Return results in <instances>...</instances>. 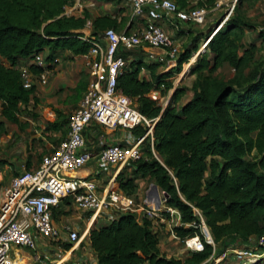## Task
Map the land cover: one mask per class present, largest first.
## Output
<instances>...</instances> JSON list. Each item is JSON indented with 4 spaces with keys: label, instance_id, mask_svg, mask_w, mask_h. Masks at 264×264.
<instances>
[{
    "label": "trees",
    "instance_id": "trees-1",
    "mask_svg": "<svg viewBox=\"0 0 264 264\" xmlns=\"http://www.w3.org/2000/svg\"><path fill=\"white\" fill-rule=\"evenodd\" d=\"M79 1L0 0V116L7 122L19 124L20 105L33 92V87L22 88L19 67L34 74L41 71L29 63L36 54L49 62L60 52L83 55L105 29L128 33L126 0H102L114 6L118 21L108 13L90 20L84 8L80 15L73 10L65 14ZM171 1L178 9L210 10L215 4V0H196L193 5L191 0ZM213 25L203 34L209 38L201 51L196 40L201 36L196 35L171 69L161 71L159 62L137 57L116 78V89L136 110L147 119L156 118L151 141H143L140 159L118 171L116 188L134 198V181L149 180L166 194L165 205L178 213V224L172 227L175 237L197 235L202 250L187 252L183 259L166 257L158 250L150 221H138L134 214L104 222L95 218L88 230L93 264H212L226 249L247 247L249 237L255 246L264 236V61L256 62L253 47L242 45L246 24L227 19L211 33ZM85 28H90L86 36ZM194 53L185 71L193 75L189 89L173 86L170 78ZM116 55L127 60L129 51L118 50ZM223 64L232 70L228 79L219 73ZM188 90L190 97L184 100ZM167 95L161 104L160 98ZM66 123L61 119L48 124L58 130ZM143 131L139 126L130 130L135 137ZM68 200H61L58 207ZM201 222L211 243L206 242ZM61 245L62 251L70 247Z\"/></svg>",
    "mask_w": 264,
    "mask_h": 264
},
{
    "label": "built area",
    "instance_id": "built-area-1",
    "mask_svg": "<svg viewBox=\"0 0 264 264\" xmlns=\"http://www.w3.org/2000/svg\"><path fill=\"white\" fill-rule=\"evenodd\" d=\"M126 1L131 17L143 20L141 28L133 33L116 32L108 28L91 40L90 48L82 55L89 80L81 100L68 117L64 138L49 153L41 156L34 169L19 165L8 184L0 189V264H25V259H29V264H51L55 261L48 253L51 249L45 246L46 242H57L59 246L63 243L70 247L77 245L85 237L93 220L102 216L105 220H110L130 213L138 221L146 219L151 224L169 223L170 233L175 237L172 227L178 224L179 218L174 217L178 213L165 205L161 191L158 190L156 205L151 191L149 197L135 200L106 185L101 191L98 190L94 178L96 175L105 174L108 176L106 183H111L124 165L140 159L142 143L147 138L151 141V132L156 121V118L147 119L142 116L130 99L116 89V78L127 65L126 59L116 55L118 50L135 51L141 46H147L161 50L163 57L173 62L179 51L178 45L159 22L165 17L201 25L207 11L203 7L178 9L171 0ZM230 1L234 3L236 0ZM74 5L66 9L65 14H69ZM224 20L223 18L211 33ZM205 43L206 41L200 47ZM147 57L154 61L157 59L152 54ZM56 62L57 58L50 63L53 65ZM29 63L42 70L34 74L24 65L19 67L24 90H29L35 84L45 85L49 74L41 54H36ZM171 92L169 90L168 95ZM168 95L164 97V103ZM92 126H98L108 133L117 128L123 129L126 143L105 144L100 141L94 153L87 147L83 136L85 130ZM136 126H141L144 130L138 137L130 132ZM90 161L95 166L94 174L84 177L70 175ZM64 198H69L68 204L81 215L88 214L87 226L83 232L79 233L68 223L59 226L53 223L52 212ZM201 231L206 239L208 234L202 222ZM182 243L186 253L200 251L203 247L197 235L183 239ZM259 247L260 251L257 250ZM18 249L25 250L29 256H20ZM263 251L264 236H261L253 248L249 242L247 247L226 249L214 262L229 259L239 264H250Z\"/></svg>",
    "mask_w": 264,
    "mask_h": 264
},
{
    "label": "crops",
    "instance_id": "crops-1",
    "mask_svg": "<svg viewBox=\"0 0 264 264\" xmlns=\"http://www.w3.org/2000/svg\"><path fill=\"white\" fill-rule=\"evenodd\" d=\"M226 0H215L214 7L210 10L217 9L219 5ZM196 0H191L190 5H193ZM125 12L124 15L127 17L128 22L126 23V27L128 33L137 32L142 24L143 20L139 19L136 20L131 17V10L127 2H125ZM84 8L88 14L89 19L92 20L97 16L103 15L105 13L109 14V18H115L116 21L119 20V16H115L113 13L114 6L111 4H106L102 0H81L74 5L72 10L75 12H81V9ZM209 11V10H208ZM207 11V13H208ZM218 18V17H217ZM218 21L216 17L214 19L204 20V23L201 25H192L187 24L184 22H180L174 18H165L163 17L162 20L159 22V25L168 32L174 39V41L178 45V53L182 51L185 44L189 42L192 38L196 37V35L201 36L200 38L196 39L199 45V49L201 48L200 45L203 43L205 39L203 34ZM191 26V27H190ZM214 26V25H213ZM83 34L86 36L90 32V28H85L82 30ZM176 35V36H175ZM201 51V50H198ZM197 51V52H198ZM135 53L131 54V57L128 56L127 63L132 58L140 57L143 62H159L161 66L159 70L165 71L168 68H172L173 62L167 61L168 65L164 66L162 60H159L163 57V52L159 49H154L147 46H141L139 49L134 51ZM152 54L157 59L156 61L148 59L147 55ZM196 54V53H195ZM178 55V54H177ZM64 56L66 57L64 60L57 58L56 64H51L49 61H44L45 67L49 70V74L47 77V82L45 85L35 84L33 86V92L28 99V102L25 105H20V111L17 114L18 123L19 120H23L24 122H29L32 125L37 126L40 130L35 134L36 139L39 138L42 140L41 145L42 147L38 148V155L35 154V150L30 151V147L28 146L24 149L23 155H14L13 157L9 156L6 151L2 152L0 155L1 160H4V164L0 167V189L4 188L8 182L10 177L13 175L8 174L6 175L5 169H10L11 166L16 167L18 164L25 166L27 169H34L42 155L49 153L52 148L57 144L59 140L64 138L66 134V124H63L60 129H53V127L48 124L52 123L53 121L61 120L62 117H69L70 113L77 107L83 92L87 86L89 76L87 73V69L84 66V60L82 55L70 56L68 52H64ZM177 57V56H176ZM176 59V58H175ZM174 59V60H175ZM193 61V58L189 60L188 63L182 66V72L188 67L189 63ZM186 65V67H185ZM225 66V64H223ZM145 72L142 71V74ZM182 74V73H181ZM175 86L174 83H172ZM190 87V86H189ZM187 87V89H189ZM154 95H157V92H154ZM190 97V91L188 90L186 94L183 96V99L186 100ZM164 97L160 98L163 100ZM1 104V103H0ZM31 107H34V111L38 114V117L33 123L29 118L28 115H31L29 110ZM26 109V111L24 110ZM24 110L25 113H22ZM58 115V117H57ZM68 119V118H67ZM0 123L2 126H6L8 124H12L7 122L2 116H0ZM15 125V124H13ZM141 127V126H140ZM142 128V127H141ZM42 134L45 135V138L42 137ZM34 135V136H35ZM125 135V131L123 129L117 128L115 131L108 133V131H104L98 126L88 127L83 136L86 140V145L95 153L97 151V144L98 142L102 141L105 144L110 143H118V144H125L126 141L123 139ZM134 136V135H133ZM125 137V136H124ZM9 140V135L0 134V142H6ZM33 154V155H32ZM5 168V169H4ZM95 166L93 161H90L85 166L79 168L76 171L70 173L72 176L76 177H84L89 174H94ZM97 186L102 189L105 185L109 186L110 188L117 189L116 183L113 180L111 183H106L108 176L105 174L96 175L95 178ZM145 179L137 178L135 183V190H134V199L141 200L145 196L149 197L151 185L148 188L143 189V182ZM158 190V189H157ZM71 206V205H70ZM72 207V206H71ZM73 208V207H72ZM103 217V216H102ZM99 218V221L104 222L106 221L104 217ZM177 218V215H174ZM55 218V217H54ZM70 221V222H69ZM65 223L71 225V227L78 231L79 233L85 230L87 226V217H81V214L74 213L70 216V220L67 217H64ZM53 223L57 226L62 224V220L56 219L53 220ZM169 223L160 224V223H152L151 229L157 235V247L158 250L164 254L166 257H175L179 259H183L186 257V252L182 247H178L176 245V241L178 238L174 237L170 233ZM89 227V226H88ZM89 230V229H88ZM88 230L86 232L85 237L82 238L81 243L69 247L68 250L62 251L63 253H69V264H93V254L88 245ZM208 234V232H207ZM253 237H249L248 241H250ZM206 242L211 243V239L209 234L207 235ZM247 246V243L244 244ZM17 252L20 256H29V253L25 250L18 249ZM180 255V256H179ZM72 256V257H71ZM66 255L63 254L58 260L54 259L55 264H64L67 262ZM29 259H25V264H29ZM219 262V261H218ZM216 262V264L218 263ZM145 264V263H144ZM214 264V260L213 263Z\"/></svg>",
    "mask_w": 264,
    "mask_h": 264
},
{
    "label": "rangeland",
    "instance_id": "rangeland-1",
    "mask_svg": "<svg viewBox=\"0 0 264 264\" xmlns=\"http://www.w3.org/2000/svg\"><path fill=\"white\" fill-rule=\"evenodd\" d=\"M232 7V8H231ZM208 11V10H206ZM75 15H80L81 12H74ZM216 17V20L222 17L225 20L227 19H236L237 21H241L242 23L246 24L247 26H244L242 28V45L247 46L251 45L253 47V55L256 62L264 61V0H236L234 3H231L230 0H226L222 2L217 9L209 10L208 13L206 12L205 20L208 18V20L214 19ZM218 17V18H217ZM224 20V21H225ZM191 27V26H190ZM176 36V35H175ZM204 42V40H203ZM135 53L134 51H129V55L131 57V54ZM195 54V53H194ZM60 59H65L64 52L59 53ZM162 63L164 66L168 65L166 62V59H162ZM186 67V65H185ZM170 69V68H168ZM187 69V68H186ZM186 69L182 72L180 71L176 75H173L170 78L171 83H174L175 86L182 85L183 87H189L191 85V82L193 80V75H188L185 73ZM167 70V69H166ZM165 70V71H166ZM232 70H230L226 65L222 66L221 69H219V73L221 76L225 77V79H228L232 76ZM182 73V74H181ZM219 74V75H220ZM161 104H165L163 100H161ZM26 111V109L24 108ZM24 110H22V113H25ZM31 115H28V118L35 123L38 117V114L34 111V107H31L29 110ZM68 117H62L61 119L65 120L67 122ZM19 124H8L6 126H0V134L9 135V140L6 142H0V155H2L3 151H6L9 156L13 157L14 155H23L25 146L26 148L29 146L30 151L35 150V154L38 155V148L42 147L41 142L42 140L37 138L36 139V133L40 130L37 126L30 124L29 122H24L23 120H19ZM140 127V126H139ZM42 137L45 138V135L42 134ZM35 135V136H34ZM33 155V154H32ZM4 164V160H1L0 158V167H2ZM22 164V163H21ZM18 164L16 167L11 166L10 169H5L6 175L8 174H14L17 170L18 166L21 165ZM153 185L149 180H144L143 182V189L148 188V186ZM98 190L100 189L99 186H97ZM137 200V199H135ZM54 211V219H60L62 220V223L64 221V217H67L68 220H70V216H72L74 213L78 214V211H76L74 208L70 206V204L62 203L57 209ZM88 214H82L81 217H87ZM70 222V221H69ZM252 241L254 239L252 238L250 242V247L253 248ZM248 242V241H247ZM59 243L57 242H46L45 246L50 247L51 250L48 251L51 258H54L58 260L61 256L66 255V257H69V253H63L62 252V245H57ZM239 244H243V242H239ZM176 245L180 248L183 246L182 240H177ZM230 247V246H229ZM233 247V246H232ZM242 247V246H241ZM240 247V248H241ZM243 248V247H242ZM264 252V251H263ZM180 256V255H179ZM72 257V256H71ZM229 258V257H228ZM55 264V262H52ZM51 263V264H52ZM70 259H67V262H64V264H69ZM50 264V263H47ZM61 264V263H60ZM216 264V262H214ZM220 264H236L235 261H230L229 259L222 260ZM250 264H264V253L260 254L258 258H256L255 261L251 262Z\"/></svg>",
    "mask_w": 264,
    "mask_h": 264
},
{
    "label": "water",
    "instance_id": "water-1",
    "mask_svg": "<svg viewBox=\"0 0 264 264\" xmlns=\"http://www.w3.org/2000/svg\"><path fill=\"white\" fill-rule=\"evenodd\" d=\"M222 21V17H220L218 19V21L214 24L213 26V29ZM209 38V36L205 37L204 41L207 42V39ZM203 47H201L199 50H201ZM167 102V101H166ZM151 192L153 193V195L155 196V199H156V205L158 204V190H157V187L153 184L151 185ZM161 195L165 198L166 197V194H164L163 192L161 193ZM127 215H130V213H124V214H121V216H127Z\"/></svg>",
    "mask_w": 264,
    "mask_h": 264
}]
</instances>
